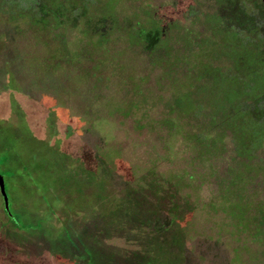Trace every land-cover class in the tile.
Instances as JSON below:
<instances>
[{
	"label": "rangeland",
	"instance_id": "obj_1",
	"mask_svg": "<svg viewBox=\"0 0 264 264\" xmlns=\"http://www.w3.org/2000/svg\"><path fill=\"white\" fill-rule=\"evenodd\" d=\"M22 1L0 0V264H264V234L235 226L220 186L238 166V188L263 199L264 147L238 155L226 133L224 150L199 155L183 137L194 119H179L183 132L161 121L183 90L171 82L183 67L223 70L227 50L251 42L225 10L239 0H87L84 20L44 30L17 15ZM261 11L264 25V0ZM108 14L124 28H160L172 73L163 74L167 60L152 61L151 46L112 34L106 52L92 51L81 31L92 36ZM251 38L264 50V32ZM54 49L79 61L52 60ZM98 59L101 82L84 74ZM83 153L93 155L92 177H81ZM164 189L183 197L174 212Z\"/></svg>",
	"mask_w": 264,
	"mask_h": 264
},
{
	"label": "trees",
	"instance_id": "obj_2",
	"mask_svg": "<svg viewBox=\"0 0 264 264\" xmlns=\"http://www.w3.org/2000/svg\"><path fill=\"white\" fill-rule=\"evenodd\" d=\"M262 1L247 0L244 2L239 0L234 10L226 7L227 13L236 14L234 15L236 28H243L242 26L245 25V28L239 32L242 36L241 39L244 38L243 40L247 39L251 42L241 43L236 48L227 50L228 62L223 70L208 62H200L197 65L192 63L180 70V77L171 80L172 84L183 90L177 92L172 97L171 103L167 104L169 111L161 121L169 132H183V130L176 129L179 119L186 117L194 119L195 130L192 134L183 133V137L192 144L194 150L198 148V152H196L199 155L206 152L219 153L224 150L223 138L226 133H229L234 151L238 155L244 157L254 155L253 151L264 147V50L257 45L258 42L251 38L253 33L259 35L264 32L261 20ZM21 6V11L17 12V15L25 17L27 22L33 23L39 30H44L49 24L56 28L63 23L72 24V21L84 20L82 11L88 8V3L87 0H24ZM107 17V21L102 16L94 20V23L91 24L92 36L87 35L86 28L81 31L92 51L102 47L101 50L106 52L104 46L106 42L117 39H122L129 44L140 45L143 49H146V46L148 48L151 46L149 56L152 61L164 62L167 60L168 71L163 74L172 73L173 65L168 63L169 56L164 59L157 46L163 45V40L158 37L160 28L158 29L155 25L152 28H145L138 23L132 27L124 28L118 24L113 15L108 14ZM87 18L90 20L89 17ZM219 18L217 19L219 20ZM105 25L106 30H102ZM243 30L247 35L243 34ZM239 33L236 31L234 34V32L228 31L227 35L232 39L235 36L237 38ZM111 34L113 40L109 39ZM255 38H257L256 41L259 40L258 36ZM230 43L232 44L234 41L230 40ZM197 52L200 56L206 51L201 48ZM88 53L90 54V51ZM56 58H63L66 66L79 61L74 53L66 50L63 53L54 49L51 59L56 60ZM101 62V59L96 60L90 69H87L89 72L84 74H90L94 81L101 82L103 76L98 69L101 67ZM203 100L207 107L202 106ZM204 108L207 111L205 113ZM67 128L70 132V127ZM2 158L3 156L0 157V161ZM77 160L82 171L81 177L85 178V175L92 177L91 175L94 173L91 168L93 155L83 153L77 155ZM227 173L225 179L220 182L221 191L230 197L229 204L224 209L235 219L237 228L251 234L256 239H261V235L264 234V198L253 200L241 188H238V184L243 182L246 173L238 166L228 167ZM98 184L100 183L98 182ZM150 186L148 187L146 184L145 188L150 189ZM158 193L160 198H165L168 189L158 191ZM174 196L175 194L171 191L166 196L172 212L178 209L183 198L175 196L178 200L176 205ZM171 220L173 218L169 217V221ZM10 222L14 225L12 220ZM161 228L162 225L155 227L156 230Z\"/></svg>",
	"mask_w": 264,
	"mask_h": 264
},
{
	"label": "water",
	"instance_id": "obj_3",
	"mask_svg": "<svg viewBox=\"0 0 264 264\" xmlns=\"http://www.w3.org/2000/svg\"><path fill=\"white\" fill-rule=\"evenodd\" d=\"M0 195L2 196V198H5V193H4V182H3V177L0 174Z\"/></svg>",
	"mask_w": 264,
	"mask_h": 264
}]
</instances>
